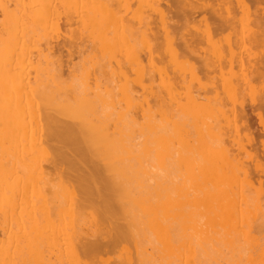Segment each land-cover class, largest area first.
Segmentation results:
<instances>
[{"label": "rangeland", "instance_id": "374dc122", "mask_svg": "<svg viewBox=\"0 0 264 264\" xmlns=\"http://www.w3.org/2000/svg\"><path fill=\"white\" fill-rule=\"evenodd\" d=\"M34 1L35 8L45 2L48 9H52L54 2ZM74 1L66 9L71 19H66L61 11L58 25L51 23L40 27L37 41L29 47L32 52L29 63L12 68L17 75L29 76L34 81L35 66L41 63L49 92L54 93L61 87L68 90V94L59 92L57 97L33 98L25 90L23 94L11 89L0 90V109L36 103L45 116L44 113L50 110L49 99H52L51 103L66 105H80L88 100L99 105L98 110L103 115L111 113L113 121L120 120L116 130L109 128V134L117 140L122 157L133 152L132 171L136 170L135 174L150 184L153 207L145 211L134 206L132 211L131 204L121 200L123 197L105 191L103 185L114 172L107 168V179L105 175L98 176L94 166L106 162L97 154L92 153L94 160L89 152L90 155L87 152L81 154L77 151L78 144L57 141L51 135L50 140L47 136L46 142L39 145L30 140L19 143L16 135L4 138L0 134V188L3 189L0 190V255L6 254L3 258L0 256V264H54L57 257L49 258V249L54 254L52 257L58 255L57 252L68 255L76 250L83 264H264V184L259 183L261 177L258 176L261 175L256 174L264 166V147L261 145L264 131L257 118V113L263 111L257 107V102L264 98V63L259 64L264 62V0H91L92 3L77 0L78 4ZM81 4L86 9L79 12ZM20 6V0H0V30L11 31L16 27L23 14ZM112 9L116 10L117 21L105 30L101 21L107 22ZM225 21L229 24L227 28L222 27ZM230 46H233L235 60L231 59ZM4 49L10 50L12 45L7 44ZM40 51L49 55L48 62L39 55ZM219 61L223 65L221 68L211 67ZM59 64L62 65L60 72L54 70ZM255 65L262 67V75L254 71ZM247 77L251 78L249 83H246ZM96 80L103 84L99 96L91 89ZM190 91L198 97L194 120L185 113ZM170 98L173 103L168 101ZM129 100L133 107L122 121ZM54 108L52 105L51 115L59 117ZM243 110L252 128L260 134H257L259 147L255 150L245 137ZM234 138L235 143L232 142ZM63 141L72 147H66ZM61 149L65 150L61 153ZM258 149L262 152L260 157H250L249 152ZM64 154L73 162L65 164L68 161L64 160ZM231 155H237L239 162L230 161L227 157ZM194 160L201 165L214 162L216 169L195 170L194 179ZM91 172L95 177L93 181L90 180ZM246 173L253 177V186L246 185ZM214 175L216 179L212 177ZM45 176L49 177L51 187L48 186L49 190L42 196L39 189L43 186L41 178ZM224 181L232 188L227 194L219 191ZM78 183H82L81 186ZM99 188L103 195L97 192ZM15 193L21 194L13 195ZM100 201L103 202L100 204ZM112 204L117 205L116 211ZM91 205L95 207L92 209ZM121 211L125 215L120 216ZM5 213L7 218L2 216ZM35 217L40 220V231L57 233L54 234L56 239H52L56 247L47 243L37 245L23 261L16 250L29 244L24 238ZM118 220L121 223L116 224ZM121 231L130 232L126 234L129 238L124 239L126 235ZM61 233L60 239L57 238ZM96 238L98 245L101 240L99 246L106 247L107 242L112 249L110 246L98 249L97 243L93 244ZM86 245H94L98 251L92 250L98 255L85 252ZM78 263L74 260L71 264Z\"/></svg>", "mask_w": 264, "mask_h": 264}, {"label": "bare ground", "instance_id": "6f19581e", "mask_svg": "<svg viewBox=\"0 0 264 264\" xmlns=\"http://www.w3.org/2000/svg\"><path fill=\"white\" fill-rule=\"evenodd\" d=\"M74 0H54V2L52 3V9H48L46 7V5H48V3L44 4L42 3L41 6L39 8H35V1L34 0H20L21 2V8H22V11H23V14H22V17H19V21L17 22V25L15 28H13L11 31H2L0 30V74H1V79H0V90H7V89H11L13 90L14 92L18 93V94H23V91L25 90V92H27L26 94L29 96V97H33V98H36L35 96H38L39 98H42V97H46V96H55L57 97V94L59 92L61 93H67L68 94V90H65L64 88H61L59 87L57 90L53 92H49L50 90L48 89V87L50 88V86H48V84L45 82V77H44V72H43V69L41 68V63L40 64H37V66H35V70H36V75H35V79L34 81H32L29 77L27 76L28 78H24L22 77V75H17V72H13V67L15 66H18L19 64H25L27 62V64L29 63V61L31 60L32 58V52L30 51L29 47L30 44L34 43L37 41V34H38V29L40 27H43L47 24H56L58 25L59 24V21L61 19V11L64 12V15L66 17V19L70 20L71 18L69 17V14H68V11L66 10L67 7L69 6V4L71 2H73ZM76 3L78 4L79 1L75 0ZM74 1V2H75ZM90 3L91 0H89ZM96 1V0H95ZM260 1V0H259ZM181 3V1H179ZM222 2V1H221ZM239 2V1H238ZM243 2V1H242ZM50 3V2H49ZM96 5L97 2H95ZM240 3V2H239ZM94 4V3H93ZM92 4V5H93ZM178 2H177V5H176V8L178 6ZM23 5V6H22ZM37 5V4H36ZM51 5V4H50ZM90 5V4H89ZM95 4L93 5L94 8L96 6ZM102 4H99L98 6H101ZM143 5H147V4H143ZM2 6V5H1ZM83 6H85V4L83 3ZM150 6V5H149ZM180 6V4H179ZM37 7V6H36ZM50 7V6H49ZM80 11L79 12H82L81 9L85 8L83 7L82 8V4L80 6ZM91 7V6H89ZM152 7V6H151ZM202 7V6H201ZM206 7V6H205ZM16 8V7H15ZM157 8V7H155ZM154 8V9H155ZM264 8V6L262 7ZM261 8V11L263 12V9ZM86 9V8H85ZM152 9V8H151ZM178 9V8H177ZM4 10H7V8H4ZM99 10H102L101 7ZM159 10V9H158ZM179 10V9H178ZM93 11H95L93 9ZM193 11V10H192ZM79 12H78V16H79V21H81V15H79ZM181 12V11H180ZM206 12V11H204ZM20 13V12H19ZM97 13V12H96ZM162 13V12H161ZM194 12H192L193 14ZM202 13V12H201ZM83 14H87L86 12ZM116 10L115 9H112L110 10L109 12V16H108V20L107 22L106 21H101V26L104 27L105 30H108L109 29V24L110 23H113L115 21H117V15H116ZM191 14V15H192ZM198 14V13H197ZM21 15V14H19ZM216 18V17H215ZM233 18V17H232ZM231 18V20H233ZM162 20V18H160ZM210 19V17L208 18ZM219 18H217L218 20ZM230 20V19H229ZM120 21V20H119ZM157 21V20H156ZM219 21V20H218ZM220 22V21H219ZM2 23V22H1ZM154 23V22H152ZM221 23V22H220ZM223 23V22H222ZM259 23V22H258ZM120 24V23H119ZM217 24V23H216ZM219 24V23H218ZM231 24V23H230ZM4 26H6L5 24H3ZM95 25V24H94ZM131 25V24H130ZM15 26V25H14ZM228 26L229 27V24L228 22H224V24L222 25V27H226ZM3 27V26H1ZM49 27V26H48ZM89 27V26H88ZM93 27V26H92ZM96 27V26H95ZM217 27V26H216ZM50 28V27H49ZM130 28V27H129ZM217 28H221V26L217 27ZM227 28V27H226ZM7 29V28H6ZM6 29H3V30H6ZM9 29V28H8ZM89 29V28H88ZM100 29V27L98 28ZM157 29V28H156ZM120 30H121V27H120ZM155 30V29H154ZM224 31V30H223ZM49 32V31H48ZM157 32V31H155ZM161 32V31H160ZM91 33V32H90ZM172 33V32H171ZM92 34V33H91ZM119 34V33H118ZM216 34V33H215ZM120 36V35H119ZM215 36V35H213ZM124 37V35L122 36ZM125 38V37H124ZM126 39V38H125ZM243 39V38H241ZM120 40V39H119ZM49 41V40H47ZM107 41V40H106ZM117 41V40H116ZM127 41V40H126ZM121 42V41H120ZM157 43V42H156ZM7 44H10L12 45V49L10 50H5L4 49V46L7 45ZM50 43L48 42L47 45H49ZM83 44V43H82ZM129 44V43H128ZM159 44V43H158ZM199 44V43H198ZM37 45V44H36ZM121 45H123L121 43ZM161 46V45H160ZM17 47V48H16ZM35 47V46H34ZM33 47V49H35ZM123 47V46H122ZM229 51H230V54H231V59H234V49H233V46H230L229 48ZM241 51V50H240ZM163 52V51H162ZM160 54V53H159ZM40 56H44V61L48 62L49 60V55L43 53L42 51H40L39 53ZM152 57V56H150ZM151 59V58H150ZM241 60V59H239ZM150 61V60H149ZM161 61V60H160ZM242 61V60H241ZM262 62V61H261ZM150 63V62H149ZM164 63V62H163ZM264 62L262 63H259V64H262L263 65ZM225 64V63H224ZM242 65V64H241ZM26 66V65H25ZM151 66V65H149ZM211 66V65H210ZM223 65H222V62L219 61L218 64H214L212 65L211 67L213 68H221ZM264 67V65H263ZM61 68H62V65L59 64L58 66L56 65L55 67V71H61ZM152 69V68H151ZM161 69V68H160ZM254 71L258 72L259 76L262 75V71L259 68L258 65H255L254 66ZM17 71V70H16ZM154 72V71H153ZM156 73V72H155ZM164 73V72H162ZM22 74V73H21ZM29 75V74H28ZM164 75V74H163ZM26 77V75H24ZM162 76V74H161ZM56 77V76H55ZM158 77V76H157ZM159 79V78H158ZM160 80V79H159ZM161 81V80H160ZM230 81V80H229ZM245 81V80H244ZM249 81H251V78H246V83H249ZM103 82V81H102ZM147 83V82H146ZM161 83V82H160ZM162 83H163V80H162ZM53 84V83H52ZM48 86V87H47ZM55 86V85H54ZM161 86V84L159 85ZM227 87V86H226ZM225 87V88H226ZM231 88V87H229ZM91 89L93 90V92L95 93L96 96H99L100 93L102 92L103 90V84H101V82H99V80H96L95 84H94V87L91 86ZM162 89V88H161ZM233 90V89H231ZM72 92V90H71ZM228 92V91H227ZM3 93V92H2ZM7 93V92H6ZM161 93V92H160ZM176 93V92H175ZM229 93V92H228ZM25 95V93H24ZM23 95V97H25ZM26 95V96H27ZM231 95V94H230ZM167 96V95H165ZM14 97V96H13ZM54 97V99H56ZM81 97V96H80ZM169 99V97H167ZM263 98V97H262ZM26 99V98H25ZM53 99V100H54ZM165 99V98H164ZM24 100V99H23ZM261 101L257 102L259 104V106L257 105V107H259L261 110L264 111V109H262L264 107V98L263 99H260ZM31 101V100H30ZM171 103H173L171 101V98L170 100ZM8 102V101H7ZM35 102V101H34ZM51 103L52 102V99L48 100V103ZM24 103V102H23ZM44 103V102H43ZM47 103V104H48ZM48 104L47 106H49L50 110L52 108V105L56 108H54L55 110V113L58 112L59 114V117L58 116H52L51 113L53 114L52 110L49 112H45V116H42V113H41V109L36 105V103H31L30 105H25L23 107H10V108H7V109H0V134H3L4 138H6L7 136L9 135H16L18 136V142H22L24 140H30V142L32 144L34 143H37L38 145L40 143H44L46 142V137L51 135L53 136V139L56 138L57 141H61V140H65L67 141L68 143H72V144H78L80 145V148L77 149V151H79L81 154L82 153H86L88 154V152L91 154H88L90 155V158L92 156V160L95 159V155H92L93 154H97V156L99 158H102V161L106 162L105 164H103L102 166H94V169L96 170V172L98 173V176L99 175H105L106 171H107V168L108 169H112V171L114 172V174L110 177L109 176V180H107V184L103 185V188L105 187V191L109 190L112 194H114L115 197H123L121 200L123 201H126L129 205L131 204L132 207H130V209L132 210L134 208V206H140L143 210L147 211L149 209H151L153 207L152 203H151V192H152V189H151V186L150 184L148 183L147 180L145 179H141L140 177H138V175H136L134 171H132V159L134 158L133 156V152L129 154L128 157H122L120 154H119V146H118V142L116 139L112 138L109 134V128H112L114 127V129L116 130V126L117 124L119 123V121H116L113 119H111V115L113 114H108V115H103V112L101 110H98V106H96L93 102H91L90 100H88V102H85V103H82L80 105H73L72 103H69V104H65V103H55V101L51 104ZM132 100H129L128 101V109H127V112L126 114L124 115V117L122 118V121H125L126 117L129 116L128 114L131 112V108L133 107V104H132ZM150 103V101H149ZM254 105H256V101L253 102ZM5 104V103H4ZM26 104H28V102H26ZM71 104V105H70ZM45 105V104H44ZM43 106V105H42ZM175 106V105H174ZM198 107V97L197 95H194V93L192 91L189 92V95H188V99H187V110L185 113H189L190 117L194 120L195 119V114H196V108ZM256 107V106H255ZM256 107V108H257ZM48 109V107H45ZM255 108V109H256ZM183 109V108H182ZM234 109V108H233ZM43 110V109H42ZM263 111H260L257 113V118L259 120V123L260 125L263 127V131H264V112ZM54 113V114H55ZM234 113V112H233ZM243 113V116H244V126L247 130V133H246V138L249 142V144L252 146V150H255V148L257 149L259 146H258V139L257 137H259V133L256 132V129L252 128L253 125H251L250 123V119H248L247 117V114L245 113V111L243 110L242 111ZM62 115V116H61ZM110 119H111V122H110ZM192 119H189V120H192ZM236 121V120H235ZM141 123V122H140ZM243 124V123H242ZM188 126V124H187ZM129 128V127H128ZM235 128V127H234ZM126 129V128H125ZM131 129V128H130ZM188 130V129H186ZM189 130H191L189 128ZM125 131V130H124ZM126 132V131H125ZM165 133V132H164ZM227 133V132H226ZM166 134V133H165ZM257 134H259L257 136ZM144 135V134H143ZM165 136V135H164ZM121 138V137H120ZM10 139V138H9ZM51 138V140H53ZM162 139V138H161ZM50 140V138H49ZM159 141V140H158ZM48 142H51V141H48ZM163 142V141H162ZM232 142H237L236 141V138H234L232 140ZM7 143V142H6ZM62 143H66V142H62ZM165 143V142H164ZM233 143V144H234ZM47 145V144H46ZM58 145V144H57ZM69 145V144H68ZM159 145V144H158ZM261 145L264 147V141H261ZM13 146V145H12ZM21 146V145H20ZM37 146V145H36ZM48 146V145H47ZM72 147V145H70ZM70 146H67V143H66V147H70ZM243 146V145H242ZM250 146V147H251ZM35 147V145H34ZM59 147V145H58ZM82 147V148H81ZM54 148V147H53ZM63 148V146H62ZM48 149V148H47ZM70 149V148H69ZM72 149V148H71ZM70 149V150H71ZM163 149V147H162ZM44 150V148H43ZM54 150V149H53ZM60 150V148H59ZM63 150L65 149H61V153L63 152ZM152 150V149H151ZM242 150L243 147H242ZM29 151V150H28ZM27 151V152H28ZM45 151V150H44ZM73 151H76L75 149H73ZM76 151V152H77ZM163 151V150H162ZM31 151H29L28 153H30ZM38 152V150H37ZM56 152H59V151H56ZM67 152V151H64V153ZM52 153V152H51ZM45 154V153H44ZM53 154V153H52ZM55 154V152H54ZM53 154V155H54ZM85 154V155H86ZM149 154V153H148ZM262 154V152L260 153L259 152V149L258 151H254L253 153L252 152H249V155L250 157H260V155ZM57 155V154H56ZM55 155V156H56ZM77 155V154H76ZM80 155V154H78ZM137 155V153H136ZM164 155V154H162ZM16 156V155H15ZM65 154L63 155V158L64 160L66 159V161L68 162H65V164L71 162L70 161V158H65ZM87 156V155H86ZM109 156V157H108ZM40 157V156H39ZM54 157V156H53ZM60 156H57V158L59 160H61L59 158ZM67 157V156H66ZM69 157V155H68ZM78 157V156H77ZM80 157H83L84 156L80 155ZM56 158V157H54ZM230 161H236V162H239V159L237 157V155H231V156H228L227 157ZM37 159H39L37 157ZM79 159V158H78ZM89 159V157L87 158ZM254 159V158H253ZM81 160V159H80ZM86 160V158H85ZM90 160V159H89ZM90 160V161H92ZM164 160V159H163ZM18 161V160H17ZM16 161V162H17ZM62 161V160H61ZM99 161V160H98ZM142 161V159H141ZM162 161V160H161ZM55 162V161H54ZM73 162V161H72ZM89 162V161H88ZM94 162V161H93ZM15 163V161H14ZM23 163V162H22ZM81 163V162H80ZM91 163V162H90ZM187 163V162H186ZM229 163V162H228ZM24 164H27V163H24ZM38 164H40L38 162ZM74 164V163H72ZM86 164V163H84ZM134 164V163H133ZM209 165H201L199 164V162H196L195 160L192 162V167L194 168V172H193V178L196 179V172L195 170H198V171H201L202 169H209L212 171H215L216 169V163L214 162H210L208 163ZM57 165V164H56ZM108 165V166H107ZM65 166V165H64ZM70 166V165H69ZM77 165L75 164V167ZM78 166H79V163H78ZM85 166V165H84ZM68 167V166H67ZM71 167V166H70ZM110 167V168H109ZM262 167V166H261ZM147 168V167H146ZM38 169V168H37ZM36 169V170H37ZM57 169V168H56ZM73 169V168H72ZM77 169V168H76ZM79 169V168H78ZM90 169L92 170V168L90 167ZM80 170V169H79ZM90 170V171H91ZM94 170V171H95ZM41 172V170H38ZM46 171V169H45ZM52 171V170H51ZM56 171V170H55ZM66 171V170H65ZM89 171V170H88ZM93 171V170H92ZM93 171V172H94ZM37 172V171H36ZM81 172V171H79ZM39 173V172H38ZM45 173V172H44ZM47 173V171H46ZM85 173V172H84ZM104 173V174H103ZM138 173V172H137ZM148 173V172H147ZM208 173V172H207ZM213 173V172H212ZM83 174V173H82ZM108 174V173H107ZM112 174V173H111ZM255 174V173H254ZM256 174L257 175H261V176H258V177H261V178H258L259 180V183L261 184H264V166L260 169V173H258V171H256ZM29 174H26V176H28ZM40 175V174H39ZM81 175V174H80ZM109 175V174H108ZM184 175V174H182ZM263 175V176H262ZM37 176V175H36ZM88 176V175H86ZM106 176V175H105ZM31 177V176H30ZM62 177H63V174H62ZM79 177V176H78ZM85 177V176H84ZM83 177V178H84ZM90 180H94L95 177H94V173H93V176H92V172H91V175H90ZM101 177V176H100ZM145 177V176H143ZM213 178L215 177L212 176ZM263 177V178H262ZM39 178V177H38ZM55 178V177H54ZM54 178H51V179H54ZM74 178V177H73ZM77 178V177H76ZM87 178V177H86ZM108 177L106 176V179ZM37 179V177H36ZM64 179V178H63ZM79 179V178H77ZM81 179V178H80ZM99 179V177L97 178ZM103 179V177L101 178ZM216 179V177H215ZM21 180V178H20ZM34 180V179H33ZM67 180V179H66ZM213 180V179H212ZM221 180V179H219ZM72 181H75V180H72ZM79 183L80 181L77 180ZM84 182H86V179L83 180ZM100 181V180H99ZM31 183H33L32 181H30ZM66 182V181H64ZM83 182V183H84ZM97 182V181H96ZM187 182V181H185ZM240 182V181H239ZM9 183V182H8ZM41 183H43V186L40 187V194H42V196L45 194L46 191L49 190V184H50V179L48 176H45L43 178H41ZM75 183V182H74ZM81 186V184H79ZM89 183V182H88ZM245 183L247 186H253V177L251 175H249L248 173H246L245 175ZM3 184V183H2ZM1 184V185H2ZM96 184V183H95ZM94 184V185H95ZM187 184V183H186ZM37 185V184H36ZM87 185V184H85ZM102 185V184H101ZM222 185V187H220ZM38 186V185H37ZM49 186V187H48ZM80 186H79V189H80ZM84 186V185H83ZM93 186V185H92ZM219 188H220V192L222 193H229V191L232 189L231 188V185H228L226 184V181H224V183L220 184ZM264 186V185H263ZM5 187V186H4ZM94 187V186H93ZM92 187V188H93ZM101 187V186H100ZM86 188V187H85ZM239 188V187H238ZM241 188V187H240ZM22 188L20 187V190ZM25 190V188H23ZM31 189V187H30ZM69 189V188H68ZM89 188L87 187V190ZM94 189V188H93ZM0 190L3 191V189L0 188ZM76 190V189H75ZM92 190V189H91ZM77 191V190H76ZM81 191V190H79ZM84 191V190H83ZM86 191V190H85ZM21 192V191H20ZM56 192L57 189H56ZM88 193V191H86ZM97 192L98 193H101L102 195L104 193H102V188L100 189H97ZM211 192V191H210ZM214 192V191H213ZM3 193V192H1ZM37 193V192H36ZM96 193V192H94ZM240 193V191H239ZM21 193H15L13 195H16V196H19ZM38 194V193H37ZM57 194V193H56ZM73 194V193H71ZM83 194V193H82ZM93 194V193H92ZM99 194V195H101ZM30 195V193H29ZM80 195V194H79ZM90 195V194H89ZM97 195V194H95ZM94 195V196H95ZM102 195L100 197H102ZM83 197H88V195L84 196L82 195ZM67 197H69L67 195ZM91 197V196H90ZM93 197V196H92ZM107 197V196H106ZM109 197V196H108ZM240 197V196H239ZM20 198V197H19ZM94 198V197H93ZM111 198V197H110ZM28 199V198H27ZM83 199V198H82ZM95 199V198H94ZM105 199V198H104ZM103 199V201H104ZM107 199V198H106ZM109 199V198H108ZM116 199V198H115ZM114 197L112 200H114ZM120 199V198H119ZM222 199V198H220ZM30 200V199H29ZM78 200V199H77ZM240 200V199H239ZM68 201V200H67ZM95 201V200H94ZM103 201H100V204L103 202ZM106 201H109V200H106ZM30 202V201H29ZM69 202V201H68ZM67 202V203H68ZM110 202V201H109ZM116 202V201H115ZM122 202V201H121ZM119 203L120 205L123 204V203ZM20 203V202H19ZM57 203V202H56ZM83 203V202H82ZM95 203V202H93ZM106 203V202H104ZM21 204V203H20ZM79 204V203H77ZM221 204V203H220ZM23 205V204H22ZM44 205V204H43ZM89 205V204H88ZM105 205V204H104ZM108 205V202L107 204ZM105 205V209L107 208ZM113 205V204H112ZM127 205V204H126ZM218 205V204H217ZM77 206V205H76ZM115 205H113L114 207ZM117 206V205H116ZM116 206H115V211H116ZM228 205L226 204V207ZM68 207V206H67ZM66 207V208H67ZM72 207V206H70ZM90 207V206H89ZM92 207H95L94 205L92 206L91 205V208ZM112 207V208H113ZM123 207V205H122ZM211 207V206H210ZM222 207V206H221ZM16 208V207H14ZM108 208H110L108 206ZM120 208V207H119ZM125 208V207H124ZM30 209V208H29ZM28 209V210H29ZM68 209V208H67ZM93 209V208H92ZM129 209V208H128ZM129 209V210H130ZM17 210V209H16ZM19 210V209H18ZM17 210V211H18ZM31 210V209H30ZM109 210V209H108ZM123 210V209H122ZM21 211V210H20ZM27 211V210H26ZM70 211V210H69ZM107 211V210H106ZM112 211V210H111ZM110 211V212H111ZM112 212L115 214V218L117 217L116 216V213ZM120 211V210H119ZM133 211V210H132ZM131 211V212H132ZM109 212V213H110ZM122 212V211H121ZM241 211H239L240 213ZM14 213V212H12ZM12 213H10V216L12 215ZM118 213V212H117ZM166 213V212H165ZM224 213V212H223ZM238 213V216L240 215ZM62 214V212H61ZM124 213L122 212V214H119L120 216L123 215ZM125 215V214H124ZM3 218H7V214H3L2 215ZM34 217V215H32ZM63 216V215H62ZM61 216V217H62ZM74 216V215H73ZM113 216V215H112ZM140 216V215H139ZM230 216V215H229ZM20 217V216H18ZM71 217V216H70ZM106 217V216H105ZM104 217V219H105ZM123 217V216H122ZM129 218V216H127ZM17 218V217H16ZM63 218V217H62ZM67 218V217H66ZM86 218V216H85ZM125 218V217H124ZM33 219V218H32ZM21 221V219H19ZM106 220V219H105ZM122 220V219H121ZM128 220V219H127ZM231 220V219H230ZM39 218H34L32 223H31V227H30V231L28 234L25 235V238L24 240L28 241L29 244H26L25 246H20L17 250L13 248V250H16L17 254L22 257L21 259H23V261H25V256L26 254L30 255L34 252V247H36L37 245H40V244H44V243H47L50 245V247H52V241L56 239V235L54 234H57V233H54V234H47V233H44L42 231H40V222H39ZM119 221V222H118ZM116 224L118 223H121L120 220H118ZM130 221V220H129ZM104 222V221H103ZM123 222V221H122ZM20 223V222H19ZM22 223V222H21ZM115 223V221H114ZM123 223H126V222H123ZM131 223V222H130ZM10 224V223H9ZM57 224V223H56ZM71 224V223H70ZM113 225V223H111ZM132 224V223H131ZM160 224V223H159ZM130 225V224H129ZM117 226V225H116ZM120 226V225H119ZM134 226V225H133ZM42 227V226H41ZM58 227V226H57ZM93 227V226H92ZM125 228V226H122ZM28 228V227H27ZM26 228V229H27ZM59 228V227H58ZM121 228V227H119ZM122 228V229H124ZM63 229H65V227L63 226ZM112 229V228H111ZM127 229V228H126ZM28 230V229H27ZM56 232V228L54 229ZM60 230V229H59ZM163 230V229H162ZM9 231V230H8ZM64 231V230H63ZM133 231V230H131ZM23 232V231H22ZM54 232V231H53ZM62 232V231H60ZM59 232V233H60ZM113 232V231H112ZM115 232V231H114ZM120 232V231H119ZM134 232V231H133ZM52 233V232H51ZM122 233V231H121ZM120 233V234H121ZM130 233V232H129ZM129 233L126 231L125 233L123 232L122 235H129ZM4 234V233H3ZM102 234H104L102 232ZM18 235V234H17ZM115 234L112 233V237H114ZM122 235H121V238H122ZM127 235L124 237L127 238ZM60 236H62V233L61 235L59 234V238L60 239ZM132 237V236H131ZM85 238V237H84ZM117 238V237H116ZM129 238V236H128ZM127 238V239H128ZM53 239V240H52ZM62 239V238H61ZM58 240V239H57ZM80 240V239H79ZM119 241H121L120 237L118 239ZM94 241V240H93ZM106 241V240H105ZM125 241V240H124ZM127 241V240H126ZM24 242V241H23ZM58 242V241H57ZM61 242V241H60ZM80 242V241H78ZM89 242V241H88ZM88 242H87V245H88ZM95 242V241H94ZM93 244H96L98 242V238H96V242ZM101 240L99 241V245L102 244L100 243ZM113 242V241H112ZM17 243V242H15ZM83 243V242H82ZM104 243V242H103ZM128 243V242H127ZM167 243V242H166ZM165 243V244H166ZM13 244V243H12ZM63 244V243H62ZM115 244V243H114ZM48 245V246H49ZM59 245V244H58ZM78 245V244H77ZM76 245V246H77ZM86 245V250H84L85 252L89 251L91 252L92 251V254L95 252V250H97V248L92 245L90 247H87ZM97 246L98 243L96 244ZM106 246L107 249L109 248L110 245L107 244L106 242ZM61 246V245H60ZM65 246V245H64ZM113 246V244H112ZM11 247V246H10ZM13 247V246H12ZM56 247L53 245V248ZM82 247V246H81ZM80 247V248H81ZM84 247H85V244H84ZM94 247V248H93ZM106 248V247H102L99 246V248ZM111 247V246H110ZM118 247V245L116 246ZM115 247V248H116ZM46 248V246H45ZM44 248V249H45ZM49 248V247H47ZM64 248V247H63ZM79 248V249H80ZM91 250H88L90 249ZM100 248V249H101ZM132 248V247H131ZM92 249H95L94 252ZM109 249H112L109 248ZM63 250V249H62ZM49 253H51L49 255V258H55V263L54 264H71L72 261L76 260V262L78 261L80 264H83L80 262V257L79 255L76 253V250H73V252H71L70 254L68 255H63V254H59L57 251L56 254L58 255H55L52 257V251L49 249L48 250ZM55 251V250H54ZM59 251V249H58ZM83 251V253H84ZM98 251V250H97ZM103 251V250H102ZM105 251V250H104ZM109 250H107L108 252ZM64 252V251H62ZM82 252V251H81ZM116 252V251H115ZM97 253V252H96ZM96 253H94L96 255ZM113 253V252H112ZM85 254V253H84ZM109 254V253H108ZM36 255V254H35ZM83 255V254H82ZM89 255V254H88ZM88 255L86 254V256L88 257ZM98 255V253H97ZM103 255V254H102ZM3 256L4 255H0ZM6 256V254H5ZM4 256V257H5ZM8 256V254H7ZM85 255H83L84 257ZM98 257V256H97ZM97 257H94L97 259ZM30 260V258L28 259V261ZM13 261V260H12ZM10 261V262H12ZM31 261V260H30ZM192 261V260H191ZM98 262V261H97ZM1 263V261H0ZM14 263V262H13ZM52 263V262H51ZM78 263V264H79ZM111 263V262H110ZM116 263V262H115ZM136 264V262H134ZM5 264V262H4Z\"/></svg>", "mask_w": 264, "mask_h": 264}]
</instances>
